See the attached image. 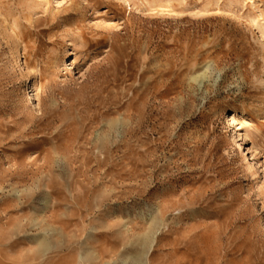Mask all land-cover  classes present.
<instances>
[{"label":"rangeland","instance_id":"obj_1","mask_svg":"<svg viewBox=\"0 0 264 264\" xmlns=\"http://www.w3.org/2000/svg\"><path fill=\"white\" fill-rule=\"evenodd\" d=\"M39 238L264 264V0H0V264Z\"/></svg>","mask_w":264,"mask_h":264},{"label":"bare ground","instance_id":"obj_2","mask_svg":"<svg viewBox=\"0 0 264 264\" xmlns=\"http://www.w3.org/2000/svg\"><path fill=\"white\" fill-rule=\"evenodd\" d=\"M14 51L16 52L17 51V48H15L14 49ZM74 52H75V50L74 49H71V50H68L67 52H66V56H67V58L68 57H72V55H74ZM233 122H234V116H231L230 117V119L228 120V123L231 125V124H233ZM238 137H240V135H237ZM241 142H242V144L240 145V149H241V151H243L244 152V149L242 148V146H243V143H244V139H243V137H242V139L240 140ZM17 236V235H16ZM39 237V236H38ZM40 239V238H39ZM20 240V239H19ZM15 242H16V240H15ZM16 244H18V243H16ZM18 245H16V247H17ZM78 246V245H77ZM143 246V245H142ZM35 247H36V245H35ZM55 248V247H54ZM11 249V248H10ZM50 245H49V243H47V241H45V240H42V239H40L39 241H38V243H37V247H36V251L34 252L33 250H35V249H33L32 251L34 252V253H30L31 255H30V258L28 259V260H15L14 261V264H40V263H42V261H44V260H41L43 257H45V256H48L47 254H48V251H50ZM75 249V248H74ZM53 250V249H52ZM149 250H150V248H149ZM6 251V250H5ZM14 252V251H13ZM51 252V251H50ZM110 252V251H109ZM115 252V251H114ZM29 253V252H28ZM54 253V252H53ZM60 253H62V251H60ZM15 254V253H14ZM69 254V253H68ZM113 254V253H112ZM116 255V254H115ZM114 255V256H115ZM143 255H145V252L143 251V253L138 257V258H142V256ZM73 256H75V255H73ZM24 257V256H23ZM49 257V256H48ZM150 257V256H149ZM17 258V257H16ZM50 258V257H49ZM99 258H101V260L103 259L101 256L99 257ZM98 258V259H99ZM148 258V257H147ZM26 259V258H25ZM44 259V258H43ZM54 259V258H53ZM72 259V258H71ZM74 259V258H73ZM85 259V258H84ZM83 258L80 260V261H77V263H75V264H86V262H85V260H84ZM149 260V259H148ZM52 261V260H51ZM50 260H49V262H51ZM64 261V260H63ZM105 261V260H104ZM133 261V260H132ZM137 261V260H136ZM60 262H62V261H59L58 263H60ZM100 263H101V261H99ZM116 262V261H115ZM53 263V262H52ZM65 263H67V262H65ZM96 263V262H95ZM106 263V262H105ZM110 263H112V262H110ZM43 264H47V263H44L43 262ZM49 264V263H48ZM51 264V263H50ZM61 264V263H60ZM124 264V263H123Z\"/></svg>","mask_w":264,"mask_h":264}]
</instances>
